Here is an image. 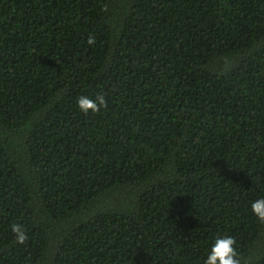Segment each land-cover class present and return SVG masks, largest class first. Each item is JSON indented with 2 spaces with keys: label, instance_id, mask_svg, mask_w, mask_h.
Returning <instances> with one entry per match:
<instances>
[{
  "label": "trees",
  "instance_id": "1",
  "mask_svg": "<svg viewBox=\"0 0 264 264\" xmlns=\"http://www.w3.org/2000/svg\"><path fill=\"white\" fill-rule=\"evenodd\" d=\"M260 198L264 0H0V264H264Z\"/></svg>",
  "mask_w": 264,
  "mask_h": 264
},
{
  "label": "clouds",
  "instance_id": "2",
  "mask_svg": "<svg viewBox=\"0 0 264 264\" xmlns=\"http://www.w3.org/2000/svg\"><path fill=\"white\" fill-rule=\"evenodd\" d=\"M87 43L95 44V38L90 36ZM79 110L88 114L99 113L103 108L107 107V101L103 95H97L95 98L88 96H80L77 100ZM252 213L258 218L261 223H264V198L257 199L251 204ZM11 232L14 235L15 243L23 245L27 239V231L22 223H12ZM204 264H243L240 254L237 250V241L234 237L227 234L217 235Z\"/></svg>",
  "mask_w": 264,
  "mask_h": 264
}]
</instances>
